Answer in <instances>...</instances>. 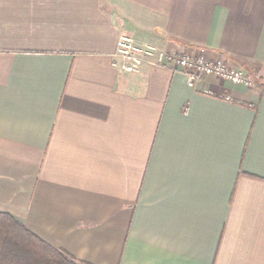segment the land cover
<instances>
[{"label": "crops", "instance_id": "crops-1", "mask_svg": "<svg viewBox=\"0 0 264 264\" xmlns=\"http://www.w3.org/2000/svg\"><path fill=\"white\" fill-rule=\"evenodd\" d=\"M0 212L81 264H264V0H0Z\"/></svg>", "mask_w": 264, "mask_h": 264}, {"label": "built area", "instance_id": "built-area-1", "mask_svg": "<svg viewBox=\"0 0 264 264\" xmlns=\"http://www.w3.org/2000/svg\"><path fill=\"white\" fill-rule=\"evenodd\" d=\"M118 49L121 57L118 66L126 72L137 71L145 63L150 65L169 63L185 73L189 86H194L195 83L205 77H214L238 86H251L253 84L252 76L245 70L232 68L223 54L167 52L150 45L139 46L128 35L120 36Z\"/></svg>", "mask_w": 264, "mask_h": 264}, {"label": "trees", "instance_id": "trees-1", "mask_svg": "<svg viewBox=\"0 0 264 264\" xmlns=\"http://www.w3.org/2000/svg\"><path fill=\"white\" fill-rule=\"evenodd\" d=\"M0 264H81L0 212Z\"/></svg>", "mask_w": 264, "mask_h": 264}]
</instances>
